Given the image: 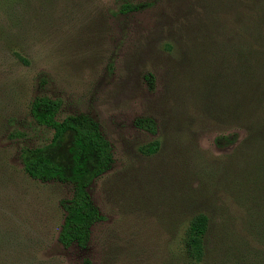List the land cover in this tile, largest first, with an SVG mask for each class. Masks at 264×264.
Returning <instances> with one entry per match:
<instances>
[{
    "label": "rangeland",
    "instance_id": "1",
    "mask_svg": "<svg viewBox=\"0 0 264 264\" xmlns=\"http://www.w3.org/2000/svg\"><path fill=\"white\" fill-rule=\"evenodd\" d=\"M61 1L28 34L0 22V264H264V85L246 89L264 64L239 50L243 30L264 31V0ZM38 97L61 101L59 120L91 116L113 147L90 188L105 220L87 249L59 241L73 185L25 171L23 152L54 138L30 112ZM144 118L157 134L136 126ZM199 214L210 230L195 263Z\"/></svg>",
    "mask_w": 264,
    "mask_h": 264
},
{
    "label": "trees",
    "instance_id": "2",
    "mask_svg": "<svg viewBox=\"0 0 264 264\" xmlns=\"http://www.w3.org/2000/svg\"><path fill=\"white\" fill-rule=\"evenodd\" d=\"M60 6H63L61 0H0V22L10 25L18 21L19 25L14 32L28 34L27 26L29 27L34 20L41 21L56 14V9ZM137 9H139L137 6L124 5L121 12L129 13ZM257 11L256 20H261L264 25L263 2L257 7ZM248 26L251 27V22ZM243 32L245 38L243 43L239 44V50H247L252 46L260 50L261 57L256 56L260 60L250 61L251 55H248L247 51L241 55L243 65H250V61L254 70L255 66L262 62L264 64V31L253 35L247 28ZM255 53L259 51L256 50ZM224 56H221L222 62L224 58H229L228 54ZM253 76L254 78L247 79L253 82L251 86H247V91L249 89L256 91L258 79H260V87L264 85V75L262 77L254 70ZM243 95H245V78ZM61 106L60 100L49 97H38L32 101L30 109L32 116L39 123L51 128L54 131V138L52 145L26 150L22 157L25 171L34 180L42 183L55 181L73 185V197L62 202L65 217L61 225L59 241L65 248L76 245L81 249H87L92 239L93 227L105 220L93 201L90 188L99 177L113 168V147L105 137L100 124L91 116L78 114L59 120L57 114ZM136 126L151 134H157L158 131L156 122L151 118L137 120ZM54 147L63 150L59 158L67 160L65 164L59 163L60 161L53 157L51 150ZM209 230L210 218L207 215L199 214L192 220L186 240V253L192 262L200 263L205 258Z\"/></svg>",
    "mask_w": 264,
    "mask_h": 264
}]
</instances>
